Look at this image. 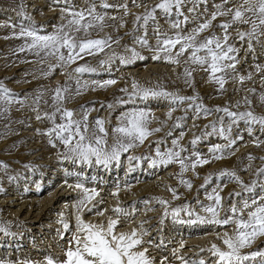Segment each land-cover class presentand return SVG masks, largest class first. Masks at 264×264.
Masks as SVG:
<instances>
[{
	"label": "rangeland",
	"instance_id": "1",
	"mask_svg": "<svg viewBox=\"0 0 264 264\" xmlns=\"http://www.w3.org/2000/svg\"><path fill=\"white\" fill-rule=\"evenodd\" d=\"M92 2L97 12L105 16V20L102 29L97 27L91 30L90 38L112 37L119 41L118 44L113 43L111 48L98 55H86L76 63L56 67L53 71H49L48 65L56 64L55 58L49 57L41 63V58L31 52L17 51L25 41L14 38L13 33H19L21 26L34 27L40 34L53 33L65 22L63 9L72 7L82 10ZM102 2L105 0H68L67 3L65 0H0V82L24 101L23 104L13 103L9 112L0 117V162L7 165L6 168L0 167V226L6 227L10 233L5 235L0 232V260L9 264L26 260L33 264H44L48 256L62 259L64 250L76 232V216L79 215L85 223L93 224L106 225L109 219H117V232H129L132 229L143 231L141 249L148 250V257L154 264H182L178 256H183L189 264H199L201 260L205 264H216L217 257L210 249L216 245L226 250L222 237L225 233L233 234L235 224L220 226L199 221L181 223L172 219L171 209L187 204L194 213L191 219H195L197 214L209 217L210 214L205 213L201 205L212 203L207 195L215 190L222 197L223 207L219 217L225 218L232 214L230 209L233 204L242 208L244 201L250 204L253 199L264 198V178L255 175L257 169L264 167V132L260 131L257 124L252 126L250 135L248 125L241 121L232 128L231 138L236 141L233 147L221 159H214L209 152L210 146L224 145L227 141L219 135L204 133L212 131L206 127L210 123L215 122L219 127L218 121L224 113L213 111L209 116H197L194 107H188L190 102L177 106L163 98L129 100L121 89L131 92L133 82L151 88L159 85L173 94L198 97L195 103L213 110L216 107H228L231 111H246L249 109L245 102L247 97L251 101V110L258 116L264 115V102L261 101V96H264V35L252 40L254 51H249L248 38L241 41L236 34L238 31H249L251 24L236 23L229 29V43L238 49V63L235 72H228L221 90L218 83L209 80V73L203 68L185 64L187 54L180 58L179 64L152 59L156 46L155 27L159 25L162 31L171 34L174 30L169 21L174 20L175 16L165 17L157 11L156 21H149L146 30L152 48L141 47L136 43L137 38L145 32L144 28L135 26L136 16L143 15L146 8L154 6L159 0H106L113 5L108 8L101 7ZM221 3L222 0H206V3L196 6L194 13L188 11L193 5L186 4L183 13L189 23L183 26L184 31L190 32L199 23L210 19L217 10L214 6ZM240 3L242 0H231L224 7L232 8ZM21 5L23 12L31 17L30 21L20 14ZM230 18V15L218 16L212 21V26L200 34V39L212 34L222 37L223 30L218 25ZM125 47L135 48L144 59H136L127 65H122L116 59L110 65L100 66L99 61L106 60L113 52L130 56V53H125ZM84 63L96 67L97 72L85 73L80 77L81 85L87 84V87L77 95L73 69ZM258 65L261 71L257 70ZM186 67L192 72L190 78L185 76ZM66 73H73V78L69 79ZM249 75L251 79L243 83L238 79L239 76ZM110 79L115 83L104 87L92 83ZM65 82L72 91L68 93L63 106L74 110L76 118L87 111L90 125L97 118L104 120L109 144L113 143V130L120 126L122 113L143 110L148 113V128L161 130L148 135L143 143L138 142L127 152H122L119 164L113 162L108 168L95 163L89 167L63 159V145L55 141L56 146L53 147L49 137L43 134L52 127V122L37 120L36 117L52 111V90ZM249 89L255 91L250 92ZM118 100L128 102L120 104ZM109 104L113 105L111 109ZM170 109H174L171 118L167 115ZM229 122L224 116L225 126ZM56 123H60L59 116L56 117ZM196 136L201 139L193 145L190 142ZM173 140L178 141L179 147L186 149L181 155L187 158L185 163L189 167L183 173V178L191 181V189L179 182V162L167 166H149L151 159H159L156 156L157 148L161 153L179 150L174 149ZM193 153H200L203 159L210 162L203 166L197 165L193 170L190 166L195 160ZM249 154L254 159L249 160ZM130 157L137 159L130 162ZM222 170L235 172L243 184L229 176L219 175ZM210 174L205 185V177ZM253 180H258V185L251 192L244 191V185H250ZM77 185L83 187L77 188ZM169 188L174 189L178 197ZM84 189L95 190V195L78 211ZM159 199L168 203L160 204ZM118 207L122 209L120 214L113 211ZM89 208L92 210L88 211ZM166 208L169 214L164 217ZM29 210L33 212L32 218L25 219ZM247 211L244 210L245 218ZM39 212L41 214L36 218ZM39 218L40 222L30 223ZM188 219L186 213H180L179 220ZM151 220L157 222L145 225ZM61 221L69 224L67 231ZM192 242L195 245L189 246ZM188 248L198 251L196 254H183ZM257 249L264 250V236L257 237L250 247L241 249V252L247 254ZM245 264H260V258L246 261Z\"/></svg>",
	"mask_w": 264,
	"mask_h": 264
},
{
	"label": "snow or ice",
	"instance_id": "2",
	"mask_svg": "<svg viewBox=\"0 0 264 264\" xmlns=\"http://www.w3.org/2000/svg\"><path fill=\"white\" fill-rule=\"evenodd\" d=\"M68 0H65L67 3ZM191 3L193 6L188 9L190 13L196 11V6L200 3H206V0H159L154 6L146 8L143 15H138L135 18L134 24L138 28H144L143 36L137 38L136 43L141 47L152 48L147 39V26L149 21H156V12H161L165 17L175 16L174 20H170V27L174 31L169 34L162 31L157 25L154 29L156 34V46L153 49L155 54L153 60L164 59L167 63L179 64L180 58L187 54L185 64H194L204 71L209 73V80H214L223 89L229 71H236V64L238 63V49L231 43L229 29L236 23H250L251 28L246 32H237V37L243 41L248 38V50L254 51L252 40L257 39L260 35H264V0H242L238 6L232 8H225L224 5L231 3V0H222V3L215 5L217 9L212 13L210 19L199 23L197 27L190 32H185L184 27L189 23V19L183 13V7ZM101 7H113L106 2H102ZM126 7V5L124 6ZM65 16V22L57 27V29L50 34H40L34 27L25 28L21 26L19 33H13V37L23 39L25 42L17 49L18 52H31L37 57L41 58V63L49 57L55 58L56 64H49V71H53L56 67H66L70 64L76 63L78 60L84 59L86 55H98L104 52L105 49L111 48L113 43H119L118 40H113L112 37L106 38H90L91 30L99 27H104L105 16L97 12L94 2L90 3L86 9L75 10L72 7L62 10ZM20 14L24 19L31 20V17L23 12V6L20 7ZM127 14V13H126ZM231 16L229 20L223 21L218 27L223 30L222 37L215 34L209 35L200 39V34L208 30L212 26V21L216 20L218 16ZM183 17V19H181ZM112 19H115L113 17ZM123 26V24H121ZM15 27V25H13ZM125 53L128 55H120L115 52L111 54L106 60H100L99 64L103 67L105 64H111L114 60L119 59L122 65H127L134 62L136 59H144L135 48L125 47ZM257 70L261 71L260 66ZM97 68L87 63L81 64L73 69L75 74V94L79 95L87 84L81 85L80 77L85 73H96ZM73 73H66L69 79L73 78ZM219 74V75H217ZM192 72L189 68H185V76L190 78ZM239 81L243 83L246 79H251V76H239ZM264 79V77H262ZM187 82V81H186ZM93 84H99L104 87L114 84V80H106L103 82L93 81ZM52 111L44 112L43 115H37V120H49L52 122V127L47 129L43 134L49 137V143L53 147L56 146L55 141H59L63 145L64 151L62 158L72 161L76 164H84L89 167L95 163L97 166L108 168L113 162L119 164L120 155L122 152H127L136 144L143 143L144 139L151 133L158 132L161 129L148 128V113L143 110L122 113L120 119V126L116 127L114 132V140L112 144L108 143V132L104 127V120L97 118L93 125L89 124L88 112L85 111L80 118H76L74 110L66 109L63 105L68 98V93L72 91L67 82L63 85H58L52 90ZM125 92L129 100L139 99L147 101L149 99H166L172 105L188 103L189 108H193L197 116L203 114L209 116L213 111L216 113H224V116L230 121L227 126L224 124V116L220 117L217 123H210L206 127L212 129L211 132H205L204 135H219L220 138L227 141L224 145L210 146L209 152L214 159H221L223 154L233 147L235 140L231 138V132L234 125H238L241 121L248 125L249 134H252V126L259 125L260 131L264 132V115H256L251 110V101L245 98V102L249 105L246 111H231L228 107H216L214 110L204 107L200 103H195L198 97L195 96H180L170 93L161 86L155 88L145 87L133 82L132 91L121 89ZM254 92L255 89H249ZM261 101L264 102V96H261ZM17 94L6 88L0 82V117L9 112V107L13 103L23 104ZM37 106L39 104V97L36 100ZM128 101L118 100L117 103L123 104ZM239 103V102H238ZM238 106V104H237ZM108 107L111 109L112 104ZM170 109L167 113L171 118ZM59 116L60 123H56V117ZM39 131V130H38ZM201 139L196 136L190 143L195 145ZM258 143V142H257ZM174 149L161 153L160 149H156V156L159 159H151L150 167H156L160 164L167 166L172 162H179L180 173L179 182L185 187L191 189V181L183 178V173L188 169L189 165L185 163L187 158L182 157L181 153L186 149L178 146V141L173 140ZM195 160L191 162V168L194 170L197 165L203 166L209 163V160L203 159L200 153H193ZM137 159V157H130L129 160ZM249 160L254 157L249 154ZM264 159V158H262ZM0 167L6 168L7 165L0 162ZM219 175L229 176L239 181L235 172L222 170ZM255 175L264 178V167L257 169ZM209 176L205 177V185L208 183ZM11 179V177H10ZM258 180H253L250 185H244V191L251 192L257 185ZM205 185H201L204 187ZM39 187V185H37ZM77 188H82V185H77ZM264 187V186H262ZM174 196L178 194L174 189L169 188ZM95 195V190L84 189L83 198L79 201L77 210L81 211L87 203ZM239 196L240 193H235ZM207 199L212 201L207 206L201 205L205 213L210 214L209 217H202L195 215V219H191L194 215L192 209L185 204L180 208H172L171 215L174 221L181 223H196L197 221L204 223H215L220 226H227L235 224L233 234L225 233L222 237V242L226 246V250H221L216 245H212L210 251L217 257L216 264H245L246 261H255L260 258V264H264V250L257 249L247 254H243L241 249L250 247L257 237L264 236V198L260 200L253 199L249 204L248 201L243 202V207L238 208L236 204L231 206L230 216L225 218L219 217V212L222 209V197L214 190L213 193L207 195ZM160 204L166 205L168 202L159 199ZM92 209L89 208L88 211ZM244 210L247 211V217H244ZM117 214H120L122 209L119 207L113 209ZM184 212L190 218L187 221L179 220L180 213ZM102 215V213H98ZM169 210L166 208L164 217H167ZM127 215V213H125ZM65 231L69 229V224L64 223ZM163 223V218L161 219ZM117 219H109L107 224H93L85 223L79 215L76 216V232L69 241L68 247L64 250L63 258L58 259L52 256L45 257L44 264H154L148 257V250L141 249L143 243V231L138 232L132 229L129 232H117ZM0 232L9 235L8 229L0 226ZM63 238V237H62ZM203 251V249H201ZM182 261V264H189L183 256L177 257ZM0 264H9L0 260ZM23 264H33L31 261H24ZM199 264H205V261H199Z\"/></svg>",
	"mask_w": 264,
	"mask_h": 264
},
{
	"label": "bare ground",
	"instance_id": "3",
	"mask_svg": "<svg viewBox=\"0 0 264 264\" xmlns=\"http://www.w3.org/2000/svg\"><path fill=\"white\" fill-rule=\"evenodd\" d=\"M159 61H160V60H159ZM62 194H63V193H62ZM62 194H61V195H62ZM131 199H132V198H131ZM32 213H33V212H31V210H29L28 213H27V216H28V217L25 218V219H30V218H32V216H31ZM40 214H41V213L39 212L38 215L36 216V218H38ZM36 222H40V218H39V219H33V220H31L30 223L35 224ZM155 222H157V221H156V220L147 221L145 225H148V224H149V225H152V224H154ZM192 245H195L194 242H192L189 246H192ZM201 247H202V246H201ZM197 251H198V250H196V249L191 250L190 248H188V250L184 251L183 254H192V253L196 254ZM17 264H23V263H17Z\"/></svg>",
	"mask_w": 264,
	"mask_h": 264
}]
</instances>
